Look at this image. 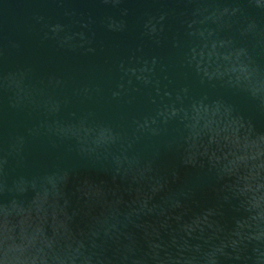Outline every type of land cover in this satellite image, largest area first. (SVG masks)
I'll list each match as a JSON object with an SVG mask.
<instances>
[{
	"label": "water",
	"instance_id": "1",
	"mask_svg": "<svg viewBox=\"0 0 264 264\" xmlns=\"http://www.w3.org/2000/svg\"><path fill=\"white\" fill-rule=\"evenodd\" d=\"M0 264H264V0H0Z\"/></svg>",
	"mask_w": 264,
	"mask_h": 264
}]
</instances>
